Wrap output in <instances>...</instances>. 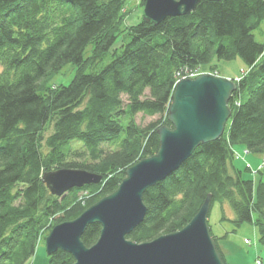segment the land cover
Returning <instances> with one entry per match:
<instances>
[{
	"label": "trees",
	"instance_id": "16d2710c",
	"mask_svg": "<svg viewBox=\"0 0 264 264\" xmlns=\"http://www.w3.org/2000/svg\"><path fill=\"white\" fill-rule=\"evenodd\" d=\"M126 2L0 0V264H28L55 225L113 193L130 166L158 151L157 130L171 126L168 109L180 79L238 57L247 72L235 79L224 134L146 191L148 213L128 238L143 243L182 229L211 194L212 205L233 210L234 231L253 223L264 243V169L254 181L232 163L236 145L264 153V43L254 36L264 0H200L187 15L158 24L142 17L133 25L126 24ZM68 63L76 65L70 83H52ZM139 113L158 118L142 125ZM62 168L101 179L58 196L43 176ZM209 226L228 264L226 235ZM101 230L90 225L84 244L94 245ZM48 259L75 262L64 250Z\"/></svg>",
	"mask_w": 264,
	"mask_h": 264
},
{
	"label": "water",
	"instance_id": "95a60500",
	"mask_svg": "<svg viewBox=\"0 0 264 264\" xmlns=\"http://www.w3.org/2000/svg\"><path fill=\"white\" fill-rule=\"evenodd\" d=\"M199 1L146 0L143 19L158 24L167 17L187 15ZM237 88V80L212 73L178 81L168 109L171 126L157 130L158 151L130 166L113 193L77 218L55 225L45 239L47 254L64 250L74 256L73 264H226L208 222L211 194L182 229L143 243L128 236L146 218V191L178 170L200 145L224 134L232 115L230 100ZM100 179L86 170L69 168L43 176L44 183L58 196L73 188L97 184ZM92 224L101 225V235L87 247L82 237Z\"/></svg>",
	"mask_w": 264,
	"mask_h": 264
},
{
	"label": "rangeland",
	"instance_id": "374dc122",
	"mask_svg": "<svg viewBox=\"0 0 264 264\" xmlns=\"http://www.w3.org/2000/svg\"><path fill=\"white\" fill-rule=\"evenodd\" d=\"M126 4V24H137L143 17L144 9L140 7L141 0H127ZM254 36L258 42L264 43V21L260 28L254 31ZM92 48V45L87 47L85 56L91 54ZM213 65H217L215 72H212L214 70L212 69ZM246 69L247 65L240 57L230 61L214 60L210 64L202 65L197 76L201 73H212L221 77L236 79L245 74L247 72ZM2 70L3 67L0 64V72ZM75 72L76 65L68 63L53 77L52 83L67 85L73 79ZM187 78H189V76ZM157 118L158 116H146L139 113L137 115V122L146 125ZM235 151L236 157L232 162L234 166L243 172V177L245 179L257 181L260 176L257 171L259 169H264V153L248 152L243 145H236ZM223 216L228 217V219L223 220ZM234 217L235 214L229 204L225 203L223 205L219 201L214 202L208 217L213 233L217 236L226 235V237L221 240V247L227 263L258 264V260H261V264H263L264 243H261L259 239L260 232L258 228L253 223H245L234 231L233 223L230 220ZM44 236H46L45 232ZM40 237H42V235ZM28 264H49L45 239H40L37 251Z\"/></svg>",
	"mask_w": 264,
	"mask_h": 264
},
{
	"label": "built area",
	"instance_id": "2783aa9c",
	"mask_svg": "<svg viewBox=\"0 0 264 264\" xmlns=\"http://www.w3.org/2000/svg\"><path fill=\"white\" fill-rule=\"evenodd\" d=\"M195 76H197V75H193V76H189V77H191V78H193V77H195ZM188 76H185L184 78H187ZM181 80V79H180ZM262 262H261V260H258V264H261Z\"/></svg>",
	"mask_w": 264,
	"mask_h": 264
},
{
	"label": "crops",
	"instance_id": "0c3cea01",
	"mask_svg": "<svg viewBox=\"0 0 264 264\" xmlns=\"http://www.w3.org/2000/svg\"><path fill=\"white\" fill-rule=\"evenodd\" d=\"M264 264V263H263Z\"/></svg>",
	"mask_w": 264,
	"mask_h": 264
}]
</instances>
